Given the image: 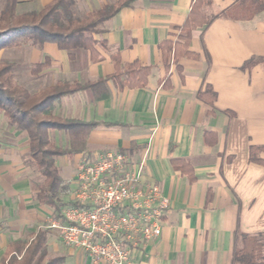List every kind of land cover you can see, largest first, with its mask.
<instances>
[{
    "label": "crops",
    "instance_id": "1",
    "mask_svg": "<svg viewBox=\"0 0 264 264\" xmlns=\"http://www.w3.org/2000/svg\"><path fill=\"white\" fill-rule=\"evenodd\" d=\"M52 1L19 0L18 12L39 11ZM75 1L77 16L84 17L118 0ZM194 1H135L96 36L105 42L96 47V61L85 50L70 59L53 44L11 48L28 47V82L42 81L43 88L109 78L117 70L115 56L123 67L136 63L149 69L143 88H121L110 80L107 98L96 100L82 91L63 97L54 111L57 118L98 124L85 152L59 157L64 185L75 178L82 160L117 151L134 164L144 161V181L159 185L170 200L161 236L134 250L138 264H236L241 235L264 233V166L250 162L251 146L264 147V66L243 69L250 59L264 58V12L249 21H233L222 15L233 0H212L203 13L216 18L193 30L190 55L175 63L162 46L181 42ZM47 57L49 65L32 75V68ZM0 129L10 137L0 139V260L10 244L31 242L46 230L50 258L94 264L47 228L53 210L34 200L40 173L29 157L27 134L9 124L1 123ZM207 135L213 136L212 144ZM49 137L57 147H70L66 132L53 130Z\"/></svg>",
    "mask_w": 264,
    "mask_h": 264
},
{
    "label": "trees",
    "instance_id": "2",
    "mask_svg": "<svg viewBox=\"0 0 264 264\" xmlns=\"http://www.w3.org/2000/svg\"><path fill=\"white\" fill-rule=\"evenodd\" d=\"M137 0H118L103 8L88 13L84 18L75 11V0H53L39 11L19 13V0H4L0 10V51L9 48L31 46L43 49L47 44L56 45L59 50L67 51L74 59L77 50L90 51L92 60L98 59L96 36L102 33L104 25L122 9L131 7ZM212 0H195L191 12L183 27L181 42H166L162 48L165 56L173 54L175 63L189 56L190 38L193 30L209 25L216 17L208 18L203 13L204 7ZM264 12V0H233V4L222 15L233 21H249ZM116 73L109 77L85 84L60 81L54 86L31 93L14 82L13 63H0V111L8 120L11 128L27 134L30 142L29 157L33 160L43 181L36 185L34 200L41 206L53 210V218L62 217V209L72 204L61 201V194H66L67 186L60 175L56 159L73 156L86 151V143L91 131L98 126L94 122L57 118L54 111L57 103L65 96L82 91H90L96 100L108 97L107 82L112 80L121 88H143L147 84L149 69L134 63L121 65L114 57ZM262 64L263 57H254L243 65V69ZM49 65L45 62L32 68V75H38ZM66 132L70 147L62 149L53 144L50 131ZM213 136L207 135V141L213 143ZM2 143L0 141V148ZM264 147L251 146L250 162L264 166L261 154ZM176 163V162H175ZM176 168L180 166L175 165ZM186 168V166H183ZM191 178V177H190ZM191 180H193L191 178ZM243 247L234 252L236 264H264V233L251 236L242 234ZM48 232L39 230L31 242L21 241L9 245L0 264H64L62 258H48ZM21 257V259H19Z\"/></svg>",
    "mask_w": 264,
    "mask_h": 264
},
{
    "label": "built area",
    "instance_id": "3",
    "mask_svg": "<svg viewBox=\"0 0 264 264\" xmlns=\"http://www.w3.org/2000/svg\"><path fill=\"white\" fill-rule=\"evenodd\" d=\"M144 169V161L134 164L117 151L82 160L66 185L72 204L47 228L94 264H138L134 250L161 236L163 217L171 208L160 186L144 181Z\"/></svg>",
    "mask_w": 264,
    "mask_h": 264
},
{
    "label": "rangeland",
    "instance_id": "4",
    "mask_svg": "<svg viewBox=\"0 0 264 264\" xmlns=\"http://www.w3.org/2000/svg\"><path fill=\"white\" fill-rule=\"evenodd\" d=\"M3 3H4V0H0V10L3 6ZM84 17H81V18H84ZM28 50H29L28 47L19 48L18 50H12L11 48H9L8 50H4L5 52L3 50H1L0 51V63H2V62L13 63L14 68L12 70V75H13L14 82L16 84H18L19 86L26 88L29 92L32 93L35 90H39V88H41V90L44 89L43 88L44 83L42 81L38 84H33V82H32V84H30L28 82V78L31 75H30V72L27 68V64H25V62H24V61H27ZM34 79H36V78L34 77ZM3 114L4 113L2 111H0V125L2 123L4 125L8 126L7 118L4 117ZM0 139H2L4 141H8L10 139V137H9V135L4 134L3 130L0 129ZM60 159L61 158L56 159L57 164L60 161ZM32 162H33V160H32ZM36 169H37V167H36ZM38 173H39V171H38ZM39 175H37L36 181H39L38 183H42L43 179H41V181H40L39 179H40L41 175L40 176ZM67 197L61 198V201H63V202L69 201L70 197L69 196H67ZM242 247H243V242L239 245L238 249H240ZM48 258H50V257L48 256ZM19 259H21V257H19Z\"/></svg>",
    "mask_w": 264,
    "mask_h": 264
}]
</instances>
